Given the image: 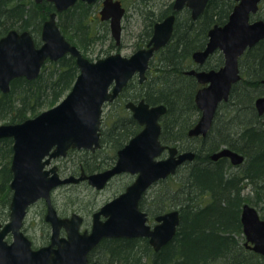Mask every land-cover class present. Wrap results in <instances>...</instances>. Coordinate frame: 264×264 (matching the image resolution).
I'll return each mask as SVG.
<instances>
[{
  "label": "water",
  "instance_id": "obj_1",
  "mask_svg": "<svg viewBox=\"0 0 264 264\" xmlns=\"http://www.w3.org/2000/svg\"><path fill=\"white\" fill-rule=\"evenodd\" d=\"M35 1L40 3L44 0ZM47 1L53 2L56 10L43 23L40 46L36 45L29 30L12 29L0 38V90L8 93L11 81L17 77L36 79L46 60L57 61L67 54L76 58L80 71L71 90L55 106L19 123L0 124V139H13V177L10 183L13 195L9 220L3 223L0 218V264H100L89 263L88 253L104 237H148L155 251H159L176 236L181 221L180 210L172 209L156 216L158 222L152 227L148 223L147 212L139 207L140 199L152 184L174 175L181 164L195 158L194 151L180 152L179 148L162 143L160 118L167 112L165 104L151 105L144 99L126 103L143 128L118 151L117 162L112 168L62 178L57 166H47L52 158L66 156L70 149L95 151L101 147L104 105L114 101L136 73H139L141 82L146 79L154 52L172 38L176 14L155 23L147 48H140L129 56L116 52L91 60L66 39L56 20L58 12L70 8L77 0ZM84 1L94 3L96 0ZM208 1L174 0L173 10L179 12L187 7L191 10L192 19L197 20ZM261 1L237 0L228 21L210 28L206 46L193 53L194 60L201 65L220 50L224 64L219 69L186 71L204 85L195 95L201 115L189 129L190 136H207L219 104L229 100L233 85L241 79L240 57L264 39V19L251 21ZM125 13L121 0L103 1L100 14L102 19H110L111 34L118 46L121 44ZM255 105L258 113L263 115L264 96L258 97ZM165 149L169 150V155L158 159ZM220 157H228L234 165L243 163L245 159L242 153L229 147L211 155L213 160ZM123 171L138 176L126 191L95 213L90 233L80 232L81 217L78 214L71 218L58 215L52 203V190L57 186L88 179L92 186L101 189L110 177ZM40 198L48 202L46 219L52 223V235L49 245L34 249L22 227L27 208ZM101 215L106 219L102 220ZM241 221L246 245L264 256V218L253 205L245 203ZM62 227L68 232L66 238L60 237ZM9 233L13 235L11 242L6 238Z\"/></svg>",
  "mask_w": 264,
  "mask_h": 264
},
{
  "label": "trees",
  "instance_id": "obj_2",
  "mask_svg": "<svg viewBox=\"0 0 264 264\" xmlns=\"http://www.w3.org/2000/svg\"><path fill=\"white\" fill-rule=\"evenodd\" d=\"M153 1L156 0H140V4L150 7L149 23L142 36L140 34L141 42L150 38L156 21L174 13L173 0H165L164 6L157 9L151 6ZM236 3V0H209L196 21L188 9L177 13L174 35L161 50L155 70L151 69L144 83L133 78L124 95L108 104L115 110V117L112 125L102 121L101 141L111 143L115 151L141 130L125 108V102L144 98L151 105L164 103L167 107L161 118L162 142L177 145L182 150H195L196 158L162 180L161 189L154 191L151 197L154 205L148 208L150 213L170 209L165 207L166 199L171 200L169 206H178L181 221L173 240L156 252L146 238H106L95 251V257L103 264H264L262 255L246 247L241 221V209L246 202L256 205L264 218V129L258 132L260 127L253 120L260 119L264 124V114L259 116L255 105L256 97L264 93L261 83L264 78V39L240 58L243 78L234 85L230 100L220 105L210 133L206 137L187 136L188 129L200 116L195 103L200 85L193 76L184 74V69L192 66V53L206 46L209 29L215 24L226 23ZM86 5L82 1L77 3L67 12L60 13L58 21L65 35L72 34L68 39L74 44L78 42L76 44L85 50L96 39L88 33L95 20L90 15L84 17L86 9L92 10L93 5H87L91 8ZM263 6L264 1L261 8ZM53 10V5L47 1L0 0V37L10 29H28L39 44L38 26L43 25L44 16ZM68 14L72 18L62 21V16ZM261 14L260 11L257 17H264ZM7 18H16V21L5 25ZM222 63V54L217 51L206 61L204 68H218ZM78 72L75 58L66 55L58 61L48 60L34 80L14 79L9 93L0 92V121L22 122L38 110L54 106L71 89ZM225 106H230L231 113L223 125L220 110ZM12 144L11 138L1 139L0 156L8 157L13 153ZM225 146L242 153L245 156L243 163L234 165L227 158H211L214 151ZM84 153L78 160V170L74 168V171L80 170L81 161L87 170L89 163L94 167L90 170L104 166L99 155L90 153L89 157L88 152ZM11 178L10 167L1 165L2 220L8 217ZM248 188L249 193L245 194Z\"/></svg>",
  "mask_w": 264,
  "mask_h": 264
},
{
  "label": "rangeland",
  "instance_id": "obj_3",
  "mask_svg": "<svg viewBox=\"0 0 264 264\" xmlns=\"http://www.w3.org/2000/svg\"><path fill=\"white\" fill-rule=\"evenodd\" d=\"M164 2L165 0H156V1L151 2V6L154 9H157L160 6V4H163ZM123 3L127 9V12L123 18L122 43L120 46H117V47H120L119 52H121L125 56H129L138 47V43H140V40H139L140 34L145 31L146 26L149 23L148 10L150 7H146L145 5L143 6L142 4H140L141 3L140 0H123ZM95 9H96V12L92 10L90 13V16L92 18H95V23H93L92 30L91 31L88 30V33L91 32V34L97 38L93 42H91V44L85 50V52L83 51L85 55L91 60H96L98 58L107 56V54L116 53L118 51L117 47L110 46L111 43L114 44L115 42L114 39H112L110 29L108 32V37L107 35H104L106 31V27H109V24L107 25L104 24L102 20L101 22H99L100 15L98 11L100 9V5H98V3ZM261 12H262V16H264V6ZM15 21H16V18H7L5 19V25L7 24L12 25ZM36 23H38V21ZM38 27L39 28L37 29V32L40 34L42 26L41 27L38 26ZM77 35H80V34H77ZM65 36L67 38L72 37V34L68 33V35H65ZM77 45L80 46L79 44ZM82 48L84 50V47ZM49 107H45L41 109V111L46 110ZM41 111L38 110L37 113H40ZM230 113H231L230 106H225L221 108L220 123L223 122L222 124L224 125L225 122L228 120ZM36 114L29 115V117H33ZM114 117H115V110L112 109V107L109 105L105 106L104 113H103V121H105L104 122L105 125L107 122H108V125H112L114 122L113 121ZM2 123H12V122L4 119L0 121V124ZM110 144L111 143L109 142L104 143L103 147L99 149L95 155L97 156L99 154V158H101L102 160H104L103 158L106 159L104 160L103 164H107L110 161L112 162L116 156V151L114 147L111 146ZM84 154L85 153L82 150L80 151L74 150L68 156L62 158L61 160L58 159L56 161L51 162L50 166L55 165V164L60 166L63 172H65L63 175L67 176L69 175V170H70L67 166L71 165V163L74 161L75 162L74 168L75 170H78L77 168L78 160H80V158H82L81 156H83ZM12 155L13 153H10L8 157L0 156V166L6 164L9 167H11ZM89 164H90L89 168H94L92 167L93 165L91 163ZM75 172H78V171H75ZM75 176L78 177L80 176V174L75 175ZM125 180H127V178H120L119 180L115 179L111 181V183L107 186V188L101 191L98 188H96L95 190V186H93L94 188L90 187L87 184V182H82L80 184L73 183V184L61 186L60 188H57L55 190L52 196L55 208L57 209L59 214H63V215H70L71 212L73 211H76V212L81 211L82 214L86 217L87 223L85 224L89 226L91 223L90 220H91L92 212H94L95 210H98L99 207L103 203H105L109 199L121 193L123 191L122 182ZM162 185L163 184H160V183L155 184L152 187L150 193L153 194V192L156 191L157 189L159 188L161 189ZM169 187H172V186H169ZM248 192H249V188L246 189L244 193H248ZM167 200L168 199H166L165 207H169L170 209L166 211H169L172 209H178L177 205L169 206V202L171 200L170 201H167ZM179 200H181V198H179ZM154 209L155 208H153V210ZM44 214H45V211L43 210V206L38 203L37 205L30 208L28 216L25 220L26 221L25 228H26L27 235L30 237V239H33L36 247H40L41 245L46 244V242L49 239L48 235L50 233V228L43 221ZM152 214L154 213L152 212ZM3 220L4 221L8 220V217H5Z\"/></svg>",
  "mask_w": 264,
  "mask_h": 264
},
{
  "label": "flooded vegetation",
  "instance_id": "obj_4",
  "mask_svg": "<svg viewBox=\"0 0 264 264\" xmlns=\"http://www.w3.org/2000/svg\"><path fill=\"white\" fill-rule=\"evenodd\" d=\"M44 1H47V0H44ZM44 1H42V2H44ZM83 2L84 3V5L85 4H87V5H93L92 7H93V9L92 10H94V12H96V5H97V3H98V5H100V9H99V19H100V21L99 22H101V20H102V22L104 23V24H109V27H106V31H105V34L104 35H107V37H108V32H109V29H110V32H111V24H110V19H102V16H101V14H100V11H101V9H102V7H103V1L104 0H96L94 3H89L88 1H84V0H77L76 1V3L73 5V6H71L70 8H68V9H66V10H63V11H60V12H58V14H60V13H64L65 11L67 12L69 9H71L72 7H74L77 3H79V2ZM41 2V3H42ZM47 2H50V1H47ZM121 2H122V4H123V6H125L124 5V3H123V0H121ZM52 5H53V7H54V10L53 11H55L56 10V7H55V4L53 3V2H50ZM86 5V6H87ZM88 8H91V7H89V6H87ZM185 9H188L190 12H191V10L189 9V8H187V7H185V8H183L181 11H183V10H185ZM91 9H86V11H85V13H84V17H86V16H88V15H90V13H91V11H92ZM174 11V10H173ZM181 11H179V12H181ZM52 12V11H51ZM50 12V13H51ZM179 12H176L175 13V11H174V13L176 14V19H177V13H179ZM50 13H49V15H50ZM170 14H172V13H170ZM170 14H168V15H170ZM96 15V14H95ZM167 15V16H168ZM67 16H69V14L67 15ZM166 17V16H165ZM164 17V18H165ZM93 20H95V18H92ZM253 19H256V16H254L253 18H252V20ZM162 20V19H161ZM158 21H160V20H158ZM158 21H156V22H158ZM194 21H196V20H194ZM155 22V23H156ZM155 23H154V25H155ZM154 25H153V30H152V34H151V36H150V38L147 40V41H144V42H141L140 41V43H138V47L136 48V50L135 51H137L138 49H140V48H147L148 47V44H149V41H150V39L152 38V36H153V34H154ZM175 25H176V20H175V24H174V29H173V35H174V31H175ZM213 27V26H212ZM211 27V28H212ZM210 30V29H209ZM173 35H172V37H173ZM4 36V35H3ZM111 36H112V34H111ZM141 36H142V33H141ZM2 37V36H1ZM0 37V38H1ZM97 38V37H96ZM112 39H114L113 38V36H112ZM104 40V39H103ZM139 40H140V37H139ZM171 40H172V38H171ZM170 40V41H171ZM115 41V40H114ZM121 43H122V41H121ZM142 43V44H141ZM170 42H168V44H169ZM167 44V45H168ZM121 45V44H120ZM119 45V46H120ZM167 45H165V46H163V47H161L160 49H158V50H156L155 52H154V55L151 57V59H150V61H149V67H148V69H147V71H146V79L143 81V82H141L140 81V75H139V73H136L135 75H134V78L135 79H138V81H139V83H144L147 79H148V73L151 71V69L153 68L154 70H155V67H156V63L158 62V60H159V58H160V53H161V50L163 49V48H165ZM111 47H117L118 45H116V41L114 42V44H112L111 43V45H110ZM118 48V51H119V49H120V47H117ZM117 51V52H118ZM134 51V52H135ZM133 52V53H134ZM195 52V51H194ZM193 52V53H194ZM220 52V51H219ZM193 53H192V60H193V64H192V66L191 67H189V68H186V69H184V74H186V75H190V74H187V72L186 71H188V70H192V69H197V70H203V69H205V70H209V69H212V68H204V65H205V63L204 64H201V65H199L195 60H194V58H193ZM221 54H222V57H223V63H222V65L224 64V55H223V53L222 52H220ZM112 54V53H111ZM67 55H69V56H71V57H73L74 58V56H72V55H70V54H67ZM107 55H110V54H107ZM131 55V54H130ZM209 59V58H208ZM207 59V60H208ZM206 60V61H207ZM221 65V66H222ZM220 66V67H221ZM220 67H218V68H215V69H219ZM241 72V71H240ZM242 73V72H241ZM190 76H193L194 78H195V80L197 81V79H196V77L194 76V75H190ZM241 76H242V74H241ZM242 78H243V76H242ZM242 78L238 81V82H240L241 80H242ZM16 79V78H15ZM14 80V79H13ZM12 80V81H13ZM132 80V79H131ZM130 80V81H131ZM12 81H11V83H12ZM130 81H129V83H130ZM237 82V83H238ZM128 83V84H129ZM197 83H198V81H197ZM127 84V85H128ZM199 84V83H198ZM127 85L123 88V90L120 92V94L115 98V99H119V98H121L123 95H124V93H125V88L127 87ZM200 85V87H201V84H199ZM235 85V84H234ZM234 85H233V87H234ZM0 92H3V91H1L0 90ZM114 99V100H115ZM142 99H144V98H142ZM141 100V99H140ZM140 100H138V101H140ZM145 100V99H144ZM129 101H134L135 102V100H131V99H129V100H127L126 101V103L127 102H129ZM137 101V102H138ZM146 101V100H145ZM126 103H125V105H126ZM225 103V102H224ZM164 104V103H163ZM135 121H137L136 119H135ZM137 123H138V121H137ZM139 124V123H138ZM140 125V124H139ZM193 137H196V136H193ZM199 137V136H198ZM101 140H102V138H101ZM130 140V139H129ZM129 140L124 144V146L129 142ZM101 144H102V146H101V148L103 147V145H104V143L101 141ZM124 146H122V147H124ZM121 147V148H122ZM101 148H99V149H101ZM121 148H119V149H117L116 150V156H115V158H114V160L111 162H109V163H107V164H104V166H101V167H99V168H96V169H93V170H90V169H86L85 168V166L83 165L84 164V162H82L81 161V163H80V170L78 171V172H75L74 171V165H75V162L73 161L72 163H71V165H68L67 167L70 169L69 170V175H67V176H65V175H63L65 172H63V170L61 169V167L60 166H58V165H52V166H48V168H50V167H53V166H57L56 168H57V172L59 173V175L62 177V178H66V177H69V176H71V175H78V174H82L83 172L86 174V175H89V174H91V173H94V172H100V171H104V170H107V169H110V168H112L114 165H115V163L117 162V159H118V151L121 149ZM99 149H97L96 151H92V150H90V149H70L69 151H68V153H67V155L66 156H68L72 151H74V150H77V151H80V150H82V151H84V152H88L87 154H89V157H91V154H96L97 152H98V150ZM183 151H187V150H183ZM194 152H195V155H196V151L195 150H193ZM91 153V154H90ZM99 155V154H98ZM165 155V156H164ZM169 155V150L168 149H166V150H164V152L160 155V158H166L167 156ZM66 156H63V157H56V158H53L52 159V162L53 161H56V160H58V159H62V158H64V157H66ZM164 156V157H163ZM86 158H88V157H86ZM221 158H227V159H229L228 157H220L219 159H221ZM104 160H106L105 158H103ZM89 160V159H88ZM192 161H194V160H192ZM187 162H191V161H186L184 164H186ZM184 164H181L180 166H182V165H184ZM72 168V169H71ZM179 168V167H178ZM78 173V174H77ZM137 176H138V174H133V173H131V172H128V171H123V172H119V173H117V174H115V175H113L112 177H110V179L107 181V183L105 184V186L103 187V188H101V189H99L100 191L101 190H103V189H105V188H107V186L111 183V181H113V180H115V179H117V180H119L120 178H127V180H125V181H123L122 182V187H123V191L122 192H124V191H126L127 190V188L136 180V178H137ZM162 181V179L161 180H159L158 182H155L154 184H152L144 193H143V195H142V197H141V199H140V202H139V207H140V209L141 210H143V211H145V212H147V215H148V223L152 226V227H154L156 224H157V220H156V216H158L160 213H155V214H152V213H150L149 212V210H148V208L149 207H153V203H152V194L150 193V191H151V189H152V187L155 185V184H158V183H160ZM82 182H87V184L90 186V187H92V188H94L92 185H90L89 184V180L88 179H83V180H80L79 182H70V183H66V184H62V185H59V186H57L54 190H53V192H52V196H53V193L55 192V190L57 189V188H60L61 186H64V185H69V184H73V183H78V184H80V183H82ZM11 189V188H10ZM95 190H96V187H95ZM12 191V190H11ZM121 192V193H122ZM121 193H119V194H121ZM12 194H13V191H12ZM118 194V195H119ZM118 195H116V196H118ZM115 196V197H116ZM115 197H113V198H111V199H109L108 201H106L105 203H103L100 207H99V209L98 210H95L94 212H92V215H91V223H90V225L88 226V225H86L85 223H87L86 222V217L82 214V212L81 211H79V212H76V211H73V212H71V214L70 215H63V214H59L58 213V215L60 216V217H64V218H71L72 217V215H74L75 213L76 214H78L80 217H81V226H80V232H84V231H87L88 233H90L91 231H92V229H93V224H94V216H95V213L96 212H98L100 209H101V207L103 206V205H105L106 203H108L109 201H111V200H113ZM11 199H12V197H11ZM150 200V201H149ZM11 202V201H10ZM41 204L42 206H43V210L45 211V214H44V222H45V224L50 228V233H49V235H48V237H49V239H48V241L46 242V244H44V245H41L40 247H36V245L34 244V241H33V239H30V237L27 235V232H26V228H25V223H26V218H27V216H28V213H29V210H30V208L31 207H33V206H35V205H37V204ZM52 203H53V205H54V201H53V198H52ZM55 206V205H54ZM47 211H48V202H47V200L45 199V198H40V199H38L36 202H34L33 204H31L28 208H27V213H26V216H25V218H24V225H23V227H22V231L24 232V234L32 241V244H33V248L34 249H39V248H41L42 246H46V245H49L50 243H51V235H52V223L50 222V221H48L47 219H46V214H47ZM9 213H10V205H9V211H8V220H9ZM100 218L102 219V220H105L106 219V217L104 216V215H101L100 216ZM153 219V220H152ZM8 220H6V221H8ZM6 221H4V222H6ZM60 237L61 238H66V237H68V232H67V230H66V228L65 227H62L61 228V231H60ZM106 238H127V239H138V238H146V239H148V241H149V238L148 237H104V238H102L99 242H98V244L96 245V246H94L90 251H89V253H88V259H89V263H91V262H98V263H100V264H103L102 263V261H99L96 257H95V251H96V249L99 247V245H100V243L104 240V239H106ZM7 239H8V241H12L13 240V235L11 234V233H9L8 234V236H7ZM150 243V242H149ZM151 245V244H150ZM55 247H57V246H55ZM163 248V247H162ZM161 248V249H162ZM160 249V250H161ZM261 255V254H260Z\"/></svg>",
  "mask_w": 264,
  "mask_h": 264
},
{
  "label": "bare ground",
  "instance_id": "obj_5",
  "mask_svg": "<svg viewBox=\"0 0 264 264\" xmlns=\"http://www.w3.org/2000/svg\"><path fill=\"white\" fill-rule=\"evenodd\" d=\"M163 6H164V4H160V7H163ZM124 7H125V6H124ZM125 8H126V7H125ZM48 16H49V14H48ZM48 16H47V17L44 16L46 19L44 18L45 20H44V19H43V20L46 21V20L48 19ZM70 18H72V15H71V17H70V16H62L61 19H62V21H65V22H66V20H69ZM56 20L59 21V14H57V16H56ZM4 21H5V20H4ZM44 21H43V22H44ZM10 30H12V29H10ZM10 30H9V31H10ZM16 30H17V29H16ZM27 30H28V29H27ZM41 30H42V29H41ZM60 30H61V29H60ZM9 31H8V32H9ZM61 32L63 33L62 30H61ZM80 50L83 51L82 48H81ZM84 50H85V48H84ZM217 51H218V50H216V51H215L213 54H211L208 58H210L212 55H214ZM44 65H45V64H44ZM44 65H43V66H44ZM43 66H42V68H43ZM262 95L264 96V93H263ZM258 115L260 116L259 113H258ZM253 120L255 121V125H258V126L260 127L259 129H257V131H258V132H262L263 129H264V128H263V126H264L263 122L260 121V119H256V120L253 119ZM253 120H251V121H253ZM160 124H161V127H162L161 120H160ZM194 125H195V124H194ZM194 125H193V126H194ZM193 126H192V127H193ZM190 128H191V127H190ZM187 136L190 137L188 131H187ZM196 137H198V136H196ZM190 138H192V137H190ZM170 146L179 148L177 145H170ZM188 150L193 151L192 149H188ZM188 150H187V151H188ZM214 152H216V151H214ZM214 152H213V153H214ZM213 153H212V154H213ZM212 154H211V155H212ZM244 157H245V156H244ZM195 158H196V155H195ZM195 158H194V159H195ZM244 160H245V159H244ZM250 190H251V189H250ZM248 193H249V192H248ZM250 193H251V191H250ZM245 194H247V193H245ZM209 196H210V195H209ZM209 196H208V197H209ZM203 201H205V197H204V196H203ZM246 203L252 205V203H250V202H246ZM244 204H245V203H244ZM244 204H243V206H244ZM243 206H242V209H241V213H242V211H243ZM253 206H254L258 211H260L259 208H258L256 205H253Z\"/></svg>",
  "mask_w": 264,
  "mask_h": 264
}]
</instances>
